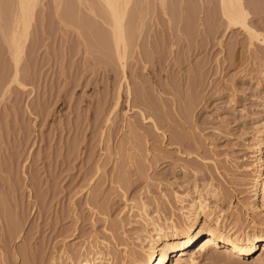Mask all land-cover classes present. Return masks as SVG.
Masks as SVG:
<instances>
[{
  "label": "rangeland",
  "instance_id": "374dc122",
  "mask_svg": "<svg viewBox=\"0 0 264 264\" xmlns=\"http://www.w3.org/2000/svg\"><path fill=\"white\" fill-rule=\"evenodd\" d=\"M11 1L0 0V25L16 14ZM91 1L38 0L24 86L11 84L0 101V208L20 220L13 238L0 222V264H76L95 258L94 250L112 264L142 261L149 251L144 215L163 226L169 216L181 223L189 199L183 196L194 185L203 193L210 183L223 191L206 202L227 229L251 233L252 219L264 228V175L256 194L252 186L255 170L264 173V154L255 162L251 150L264 125V47L250 46L240 29L225 31L217 0H132L142 9L137 43L144 57L128 58L127 110L109 19ZM246 2L251 25L264 32V0ZM92 23L107 44L98 43ZM0 46L1 71L11 60ZM197 99L194 113L182 119L180 106ZM173 136L195 147L182 152ZM203 241L199 236L191 249L192 264H264L261 247L250 257H219L214 246L201 248ZM176 261L190 264L177 256L167 264Z\"/></svg>",
  "mask_w": 264,
  "mask_h": 264
},
{
  "label": "bare ground",
  "instance_id": "6f19581e",
  "mask_svg": "<svg viewBox=\"0 0 264 264\" xmlns=\"http://www.w3.org/2000/svg\"><path fill=\"white\" fill-rule=\"evenodd\" d=\"M15 1L16 3L14 5H16L15 6L16 12L15 11L13 12H15L16 14L15 15L13 14L14 16L13 17L11 16L12 18L10 20L8 19L4 20L3 23H1L0 25V31H1L0 39L3 42L2 43L0 41V45L3 44L6 46V50L8 52L7 56H9V59L11 60V65H8L9 67H6L5 65L1 67L2 69L0 71V101L9 92L11 84H16L17 86H21V87L24 86L23 83L21 82V76L22 74H24L23 71H25L26 69V65L24 66L23 64L24 57H25V46L27 44L29 33H31L29 32L30 26H32L31 21L33 20L34 9L38 2V0H15ZM131 1L132 0H92L91 1V3L92 2L97 3V4L100 3L102 5L101 10H98L101 12L100 15L102 14V16H104L105 18L107 17L109 19L108 20L109 22L107 25L109 26L110 31H109V28L107 27L106 28L110 32L111 41H112L111 47H113L112 49L113 54L119 66V70L121 74L120 78L123 81V83H125V103L127 106V110L131 108L129 107L130 105L129 103H130L131 94H132V90L129 86L127 75H126V67H127L128 58H131L134 53L138 54L140 58L144 57L137 43V40L139 39L141 29L143 26V21L141 20L142 17L139 18V15H138L140 13V10L142 9L140 8L139 3L135 4L134 7L132 6L133 7L132 8L130 5L132 4ZM4 2H7V1H4ZM247 2L246 0H217V6L219 9L218 11L220 12L221 18L223 22L225 23L224 29L225 31H229L232 29H240L241 31L246 33L250 46L253 45L254 42H257L258 44L262 45V47H264V32L257 31L254 28V26L251 25L250 13L247 9L248 7ZM2 4H3V1H2ZM7 5L8 3L6 4V7H7L6 9L10 8V4H9V7ZM161 6L162 8H164L163 3ZM4 9H3V12H5L6 10ZM69 10L71 11L72 9H69ZM10 11L12 12V10ZM70 11L68 12L66 10L65 11L66 13H64L65 14L64 16L65 17L70 16L69 14ZM4 14H6V12ZM105 18H104V21H105ZM84 24L85 23L81 25H84ZM92 25L93 23L90 24V26ZM94 26L92 27H93V30H94L93 32L96 36V39L97 41H99L98 43L103 44L107 39L106 34L102 31L103 29L102 30L101 28L98 29L99 27L98 26L96 27V24H94ZM86 33L88 34V32ZM89 35H90V32H89ZM92 43L94 44V42ZM122 89L120 85L117 90L114 107H117V105L119 104V99L121 98ZM196 101L197 102L195 103H189V104L186 101L187 103L185 102L186 103L185 105L182 104L184 107H182V105L180 106L183 111L185 109L187 112V113L185 111L183 112V115L181 116L182 119H186L188 117L187 115L194 113L193 111L195 110L200 100L197 99ZM141 117L143 120L146 119V117H144L142 112H141ZM181 118H180V121H181ZM150 121L152 125L155 128H157V123L153 119H150ZM257 132L255 133L257 136L253 135L254 137L256 136V140L255 139L253 140L252 142L253 149L251 150L254 152L253 157L256 160L255 162L257 161L261 162L262 161L261 156L264 154V125L261 124ZM162 136L164 137L165 134L163 133ZM177 136L176 137L173 136L171 138V143L178 145L179 149L182 150V152H184V150L187 148L195 147L196 142L195 143L192 142V144H194L193 146L191 144V141H189L188 138H185V136L184 138L177 137ZM196 147H199V146H196ZM187 153H190V152L187 151ZM257 165L261 166V164L259 163ZM254 166H255V163H254ZM255 171H256L254 172L255 174L253 173L254 176L252 179L253 181L252 186L254 187L253 192L256 194V186H257V182L259 181V176L261 174L264 175V173L260 171V167L257 168ZM262 182H263L262 183L263 186H262V190L260 191L262 192L261 193L262 198H260V202L261 200L263 202L262 204L261 203L260 204H261V208L264 209V177H263ZM209 186H207L206 188L204 187L205 191L203 193L202 191L203 188H199L194 185V187H192L193 189H191V191H188V193H186L184 196L183 195L180 196V194H177L176 191H173L172 193L173 197H175L177 200H180L179 201L180 203L185 200L184 198H187L186 196L189 197L188 203L186 204V207H185L186 209L184 208V206L182 207L184 208L185 211L181 212L182 218H183V221L181 223L176 221V219H174L173 217L169 216V218L167 217L164 219L165 226H163L158 220L159 218L145 214L144 217L142 218L143 223H144L143 225L145 226V229L143 230L147 234L145 236V241L148 244L149 251L146 257L142 261H136L133 259L132 260L133 263L131 264H167L171 260L172 257H176V256L179 258V260L188 261L190 262V264H192L194 263V259H193V256H191L192 254L191 249L193 248V245L196 242L197 238H199V236H202V239L204 240L201 248H204L207 246H214L216 249L219 250V254H218L219 257L223 255H229V254L234 257H240V258L248 257V256L250 257V254L252 256L258 250L259 247H261V249L264 250V228L260 227V225H262L263 223L262 224L257 223L254 219H252V228L250 227L251 233H249L248 231H244V230L240 231L239 233H235V231L227 229L225 227L226 225L225 226L222 225L221 220L223 219L220 220L219 219L220 217L212 216L211 207L207 204L208 202H206V199L208 198L206 197V195L213 197V199H218V198L220 199L222 198L224 194H223V191H220V188H218L217 190L215 188L216 186H213V188H208ZM0 203H1L0 207H4L5 204H3L2 201ZM145 206L146 205L144 204V202H141L139 209L141 210L142 213H145L146 211ZM255 207H257L258 209L257 205ZM0 209H4L7 212V214H4V215H3V213H5L4 211L3 213H0V220H1L0 222H2V220H3V223L5 222L4 224L5 226L3 224L2 225L3 227H5L4 231L6 232V235H8L9 238L10 237L13 238L17 236V234L20 232V220L18 219V217H15L14 215L10 214L11 210L7 209V207L0 208ZM258 211L260 210L258 209ZM260 212H262V210ZM13 214L15 213L13 212ZM3 216L5 217V219H3ZM3 227H0V228L2 229ZM160 245L163 246L164 248L163 250L160 248ZM101 251L94 250L93 253L97 254V256L91 259V261L88 260L87 258L88 256L87 257L84 256V258L81 259L80 261L77 260L78 262H76V264H101L103 261L104 263L106 262L107 264H112V261L109 260V257L105 258L104 254L101 255ZM105 252H104L105 254H108L107 251ZM176 264H182V263L181 261H176Z\"/></svg>",
  "mask_w": 264,
  "mask_h": 264
}]
</instances>
